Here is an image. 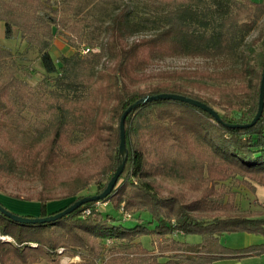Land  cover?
<instances>
[{
  "label": "trees",
  "instance_id": "16d2710c",
  "mask_svg": "<svg viewBox=\"0 0 264 264\" xmlns=\"http://www.w3.org/2000/svg\"><path fill=\"white\" fill-rule=\"evenodd\" d=\"M72 1L0 0L5 38L20 35L25 50L38 54L39 66L47 74L37 91L25 78L36 71L22 61V52L0 44V176L43 179L73 155L65 151L64 143L82 134L90 140L88 147L112 144L108 167L87 178L96 182V194H101L122 161L120 120L131 104L146 96L172 93L215 109L212 99L181 84L131 89L129 85L142 79L138 73L153 59L178 55L214 59L229 68L202 77L247 80L249 87L234 88L245 96L228 100L222 112L217 110L222 121L202 108L171 99L135 107L125 121L128 159L113 192L54 222L20 223L0 211V264H61L65 257L80 258L71 264H213L263 255L264 243L231 248L222 236L233 232L264 236V211L242 212L237 191L230 187L236 182L256 192L264 186V111L253 126H231L250 123L258 111L264 49L256 54L255 47L263 33L251 42L246 39L264 15V0H212L213 5L204 10L200 0H173L178 6L161 20L137 23L127 2L104 27L105 41L94 54L107 58L101 68L100 59L82 51L61 56L60 65L53 58L52 41L60 29L70 27L66 11ZM150 25L153 33L135 36ZM249 89L253 91L250 104L246 102ZM79 91H88L90 99L82 103L69 95ZM157 176L188 182L201 193L193 200L180 193L164 194ZM78 193L73 191L69 197ZM36 199L39 215L27 216L59 212L47 211L51 197L39 194ZM97 203L130 211L136 224L126 226L99 211ZM189 235H200L202 240L190 243L184 240ZM145 237L150 238V247ZM109 239L113 240L110 246Z\"/></svg>",
  "mask_w": 264,
  "mask_h": 264
},
{
  "label": "rangeland",
  "instance_id": "374dc122",
  "mask_svg": "<svg viewBox=\"0 0 264 264\" xmlns=\"http://www.w3.org/2000/svg\"><path fill=\"white\" fill-rule=\"evenodd\" d=\"M211 1L200 0V10L212 6ZM254 1L261 2L262 0ZM127 2L131 3L133 7V20L136 23L144 19L159 21L170 10L178 6V3L173 0H73L70 9L66 11V16L70 19V27L68 29H60L61 32H57L52 41L51 53L56 63L60 65L59 58L61 56H71L75 52L80 54L81 51L83 52L84 49L90 47L91 51L84 52L85 56L94 60L100 59L98 67L101 68L103 62H107V58L105 56L99 58L94 56V54L100 52V46L105 41L104 27L110 21V16ZM63 14L65 15L63 12L60 13V15ZM154 30L153 25H150L146 29L136 33L135 36L149 35ZM261 33H263L262 38L255 47L256 54L264 49V15L258 20L257 27L248 35L247 42H251ZM72 41L76 46H73ZM0 44L13 51L22 52V61L29 64L36 71L33 77L25 78L39 91L37 85H43L44 81L42 80H44L47 74L39 66L38 54L32 50H25L27 44L18 34L13 39H6L4 24L1 21ZM228 68L227 66L220 65L214 59H205L200 56L178 55L158 58L153 59L148 67L138 73L142 77L141 80L129 86L135 90L156 84H181L189 90L212 99L215 102V110L222 112V106L228 100L241 99L245 96L243 92L235 91L234 88L241 87L247 89L249 83L247 80H209L206 77H202L201 74L227 70ZM194 72H197L198 75H194ZM48 81L54 82L53 77H49ZM246 91L249 94L246 102L250 104L253 99V91H250V89ZM40 92H44V90L40 89ZM69 95L82 101V103L88 101L91 96L88 91L71 92ZM47 98L49 97L47 96ZM32 114L30 112L27 113L28 116ZM89 142L90 140L82 134H77L70 141L64 143L65 151L73 155L61 166L52 168L43 179L25 180L17 177L0 176V201L4 204V207L18 215L33 216L40 213V203L36 199L39 194L54 199L50 200L47 204V211L49 213L64 209L69 204H72L80 195H95L97 184L93 180L87 181V178L107 168L110 163V157L114 152L112 151L111 143H105L97 148H92L88 147ZM156 181L161 186L164 194L180 193L187 200H193L201 193V190H194L188 182L163 176H157ZM230 187L233 191H237L236 203L240 205L242 212L248 213L251 212V208H258L260 204V206L264 205V186H259L256 192H251L245 186H238L236 182H232ZM73 191H78V195L69 197V194ZM17 196L23 199L16 198ZM27 197H33L34 199L32 201L25 200ZM96 208L104 214L114 215L119 222H123L126 226L131 227L136 224V220L134 219L136 215L132 218L131 216L126 217L123 215V211L125 212L123 208H121L122 212L116 211L110 203L96 204ZM52 209L54 210L51 211ZM128 213L130 214L131 212L128 211ZM142 216L145 219L149 218L147 214H142ZM184 240L190 243H199L202 237L200 235H189ZM222 240L225 245L231 248H243L253 244V239L246 232L225 233L222 236ZM112 242L113 240L109 239L106 241V244L110 246ZM144 242L146 246H151L150 238L145 237ZM59 252H63V249H60ZM247 258L249 257H245L243 261L242 259H235L234 261H230L232 259H221L213 264H237L238 261H242V264H264V256H257L248 261ZM79 261V257H65L61 259V264H71Z\"/></svg>",
  "mask_w": 264,
  "mask_h": 264
},
{
  "label": "water",
  "instance_id": "95a60500",
  "mask_svg": "<svg viewBox=\"0 0 264 264\" xmlns=\"http://www.w3.org/2000/svg\"><path fill=\"white\" fill-rule=\"evenodd\" d=\"M162 99H171V100H177L182 102L190 103L194 106H197L199 108H202L203 110L211 113L218 121H222L220 114L212 107L208 106L207 104L193 99L186 97L184 95L180 94H172V93H161L153 96H146L144 98H141L140 100L136 101L135 103L131 104L122 114L121 120H120V145H119V155L122 158V161L120 165L118 166L116 172L112 176L111 180L109 181L107 187L101 194H95L91 196H84L81 199L75 201L74 203L67 206L65 209L52 214L47 217H29L24 215H18L16 213H13L9 211L6 207H4L0 203V211L5 214L10 219L20 222V223H26V224H35V223H47V222H54L59 218H62L72 212H74L76 209L80 208L82 205L92 202V201H99L101 199L106 198L108 195H110L113 190L116 188L119 178L125 168L126 161L128 159V149L126 147V135H125V121L127 116L130 114V112L137 107L140 104L154 101V100H162ZM264 111V69L262 72V78H261V85H260V94H259V105H258V111L256 116L253 118V120L248 124H236L231 125L235 127H250L256 124V122L261 118Z\"/></svg>",
  "mask_w": 264,
  "mask_h": 264
},
{
  "label": "crops",
  "instance_id": "0c3cea01",
  "mask_svg": "<svg viewBox=\"0 0 264 264\" xmlns=\"http://www.w3.org/2000/svg\"><path fill=\"white\" fill-rule=\"evenodd\" d=\"M240 203V202H239ZM239 205V204H238ZM261 205V204H260ZM259 205V207L258 208H251L250 210H251V213L253 212V213H255V214H259V213H261V212H263L264 211V205L263 206H260ZM250 206V205H249ZM250 207H252V206H250ZM54 209H52L51 211H53ZM249 234V237L250 238H252L253 239V241H252V243L253 244H259V243H264V236H262V235H255V234H251V233H248ZM264 256V254L263 255H261V256H259V257H263ZM255 257H257V256H254V257H249V258H247V261L249 260V259H254ZM235 259H232V260H230V261H234ZM238 260V259H237ZM242 261H243V259H242ZM241 261V262H242ZM216 262H218V261H216ZM241 262H239L238 261V263L237 264H242ZM249 263V262H248Z\"/></svg>",
  "mask_w": 264,
  "mask_h": 264
},
{
  "label": "built area",
  "instance_id": "2783aa9c",
  "mask_svg": "<svg viewBox=\"0 0 264 264\" xmlns=\"http://www.w3.org/2000/svg\"><path fill=\"white\" fill-rule=\"evenodd\" d=\"M88 51H89L88 48H87V49H84V50H83V53H84V52H88ZM97 204H100V203H97ZM105 204H106V203H105ZM89 212H90V211L87 210V213H89ZM125 216H126V217H130L131 215H130L128 212H125Z\"/></svg>",
  "mask_w": 264,
  "mask_h": 264
}]
</instances>
